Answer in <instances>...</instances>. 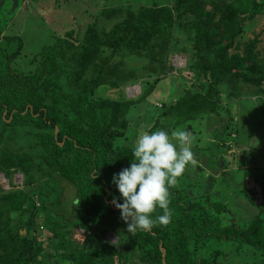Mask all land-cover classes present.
Returning <instances> with one entry per match:
<instances>
[{
    "label": "trees",
    "instance_id": "16d2710c",
    "mask_svg": "<svg viewBox=\"0 0 264 264\" xmlns=\"http://www.w3.org/2000/svg\"><path fill=\"white\" fill-rule=\"evenodd\" d=\"M263 10L264 0H174L172 8L143 7L128 12L107 33L93 29L82 39L57 37L38 53L44 69H36L32 76L0 73V173L11 185L14 173L24 176L23 189L0 188V264H112L114 250L99 240L93 242V250L80 247L67 228L103 225L114 215L121 217L109 204L114 197L123 203L112 180L133 157L131 148L116 141L127 128L125 117L135 102L98 93L117 89L133 76L111 63L118 57L122 64L125 51L147 57L149 71H163L178 30L187 36L196 57L191 68L201 80L199 87L183 89L161 114L166 121L160 124L157 119L154 131L170 132L203 115L219 116L220 95L244 99L248 87L263 98L256 105L264 121L259 41L257 36L238 40L243 23ZM157 84L156 79L145 87L139 100L144 101ZM13 126L30 128L27 134L39 149V163L6 147L5 128ZM251 168L253 172H244L238 182V191L254 209L246 227L236 225L234 214L208 194L198 196L193 190L184 195L177 185L169 190L171 222L148 232L137 230L127 242L129 248L138 252L143 264H264V172L259 166ZM252 176L261 190L259 205L246 187V178ZM70 213L75 219L70 220ZM220 215L228 216V226H221ZM43 241L51 250L46 254ZM211 241L218 247L220 241L231 243L237 256L220 263L224 253L219 248L206 250Z\"/></svg>",
    "mask_w": 264,
    "mask_h": 264
},
{
    "label": "rangeland",
    "instance_id": "374dc122",
    "mask_svg": "<svg viewBox=\"0 0 264 264\" xmlns=\"http://www.w3.org/2000/svg\"><path fill=\"white\" fill-rule=\"evenodd\" d=\"M155 6L172 8L174 0H0V73L13 77L32 76L36 69H44L38 53L43 47L51 46L57 37L69 38L71 35L72 40L74 37L82 39L85 32L93 29L101 34L107 33L128 12ZM108 11L110 15H106ZM243 31L238 40L244 42L257 36V51L264 57V10L252 20L247 19L243 23ZM180 32L176 30L174 33V49L170 48L163 71H149L151 63L144 55H130L125 51L122 64L118 57L113 58L111 63L126 72H133V76L129 81L120 82L117 89H100L98 95L114 101L135 102L125 117L127 128L116 144L132 149L139 132L154 131L153 128L158 125L157 119L161 120L160 124L166 121L160 118L161 114L174 103L183 89L199 87L198 82L201 80L191 68L192 60H196V57L192 56L193 49L187 36L183 31ZM17 49L20 51L17 52ZM230 52L235 51L233 49ZM156 79L158 84L152 93L140 101L145 87ZM246 89L244 99L230 100L220 95L219 116L208 118L203 115L176 127L190 131L194 137L192 150L196 163L187 166L179 178L178 186L182 193L192 195L194 190L198 196L208 194L213 202L225 205L234 214L236 225L240 228L246 227L253 218L254 209L248 206L246 198L238 191V182L242 181L244 172H253L252 166H263L261 169L264 172V121L256 105L255 90ZM61 90L64 88L61 87ZM29 130L24 126L6 127V147L12 152H25L39 163L36 158L39 149L32 146L33 137L27 134ZM57 131L56 128L54 132ZM8 135L14 137L9 138ZM261 178L264 181V175ZM245 182L246 187L253 191L257 205L261 204V190L255 177ZM0 188L3 191L23 189V174L19 171L14 173L11 185L5 175L0 173ZM69 217L73 220L76 215L70 213ZM220 218L221 226L229 225L228 216L220 215ZM109 221L103 225H89L83 229L69 227L67 230L70 239L80 247L86 245L93 250V242L99 240L105 243L107 248L114 250L111 254L112 264H143L138 252L128 246L132 234L127 232L125 222L116 215ZM40 231L45 232V229ZM43 242L46 254L51 250ZM218 244L219 247L211 241L206 250L219 248L224 253L220 263H225L228 256H237L231 243L220 241Z\"/></svg>",
    "mask_w": 264,
    "mask_h": 264
},
{
    "label": "clouds",
    "instance_id": "9594fccd",
    "mask_svg": "<svg viewBox=\"0 0 264 264\" xmlns=\"http://www.w3.org/2000/svg\"><path fill=\"white\" fill-rule=\"evenodd\" d=\"M259 99L263 98L256 95V103ZM193 141V134L180 128L138 133L130 166L115 174L112 180L123 203L115 197L111 203L120 211L127 232L132 235L137 230L148 232L171 222L169 190L178 185L187 166L196 163ZM158 209L162 214H156Z\"/></svg>",
    "mask_w": 264,
    "mask_h": 264
},
{
    "label": "water",
    "instance_id": "95a60500",
    "mask_svg": "<svg viewBox=\"0 0 264 264\" xmlns=\"http://www.w3.org/2000/svg\"><path fill=\"white\" fill-rule=\"evenodd\" d=\"M109 204L111 205L112 209H115V206L112 203L109 202Z\"/></svg>",
    "mask_w": 264,
    "mask_h": 264
},
{
    "label": "built area",
    "instance_id": "2783aa9c",
    "mask_svg": "<svg viewBox=\"0 0 264 264\" xmlns=\"http://www.w3.org/2000/svg\"><path fill=\"white\" fill-rule=\"evenodd\" d=\"M41 228V227H40ZM42 229V228H41Z\"/></svg>",
    "mask_w": 264,
    "mask_h": 264
}]
</instances>
